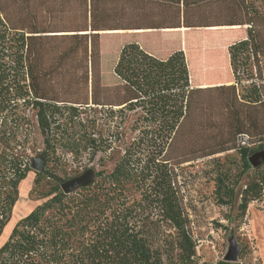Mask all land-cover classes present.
I'll list each match as a JSON object with an SVG mask.
<instances>
[{"label": "trees", "instance_id": "1", "mask_svg": "<svg viewBox=\"0 0 264 264\" xmlns=\"http://www.w3.org/2000/svg\"><path fill=\"white\" fill-rule=\"evenodd\" d=\"M70 1L0 0V237L20 196V185L31 171L29 141L36 135L43 139L45 154L44 170L37 172L36 182L49 183L43 202L16 222L0 247V264H208L190 231L182 192L184 170L200 157L234 148L239 172L218 157L212 159L214 193L222 205H232L239 193V209L245 213L252 201L264 198V163L253 167L249 162L264 144L239 143L237 135L247 132L239 125L208 132L209 117L205 124L189 120L191 99L200 90L234 89L244 106L264 104L253 70L264 62V0H246L247 35L228 46L233 84L194 88L183 49L166 54L164 44L147 48L131 40L119 51L117 47L115 56L112 53L111 69L134 94L119 102L109 98L111 104L100 107L89 102V61L96 94L104 88L96 86L95 56L110 55L112 43L106 41L118 40V34L125 32L89 27L90 13L98 10L90 7L89 0H80V25L65 24ZM187 30L183 25L159 31ZM148 32L164 39L156 31ZM208 56L201 58L208 72L205 80H220L214 70L218 63ZM74 82L80 85L74 88ZM222 105L226 109L222 114L229 116L230 98L224 96ZM31 112L36 121L33 130ZM260 126L264 133V125ZM19 134L21 141L16 142ZM68 153L74 159L85 153L90 161L98 157L102 166L115 162L110 170L91 167L94 182L65 194L59 171L66 164L61 157ZM245 174L248 180L238 192Z\"/></svg>", "mask_w": 264, "mask_h": 264}, {"label": "rangeland", "instance_id": "2", "mask_svg": "<svg viewBox=\"0 0 264 264\" xmlns=\"http://www.w3.org/2000/svg\"><path fill=\"white\" fill-rule=\"evenodd\" d=\"M89 5L90 7L91 5L98 7L95 14L90 13L89 15V27L92 25L93 28L99 31L118 29V31L125 32L124 34H118V40L106 41L107 44L112 43L109 46L112 50L110 55L108 53L104 59L95 56L97 59V65L95 63L97 68L95 69L96 86L100 89L101 84L102 89L104 88V91L100 90L95 92L96 94L92 93L90 83L91 64L89 61V102L91 105L100 107L105 104L107 106L111 104L108 101L109 98H115L119 102L134 94L132 89L124 88L120 82L121 80L115 78L111 69L117 47L119 51L125 42L131 40H139L147 48L148 46L157 48L164 44L166 54L175 49H183L191 66L194 88L231 85L234 83L229 63L228 46L247 35L249 24L247 23L246 0H196L194 2L176 0H89ZM81 6L80 0H71L70 7L72 9L67 13L68 17L63 19V22L72 26L80 25L83 18L78 14V10ZM183 25L188 28L185 32L159 31L161 29H175L183 27ZM234 26L239 28L234 29ZM210 27H218V30H209ZM135 29H142L145 32L132 33L131 31ZM150 30L163 35L164 39L152 38L150 35L154 33H149ZM108 36L115 35L110 34ZM101 42H104V39ZM112 53L114 54L113 57ZM205 53L210 56H208L209 60L213 59L218 63L214 70H216L217 75H221L220 80H205L208 72H206L205 64L201 61L202 55H205ZM81 70V66H78L76 73L80 74ZM253 70L256 74L254 79L264 97V62L261 65L255 64ZM208 75H210V72ZM57 78L61 79L63 77ZM65 78L73 79L75 77ZM246 79V77H243L244 82H247ZM79 85L80 83L74 82L73 87L76 88ZM237 94L238 91L234 89L227 90V92H221L215 88L200 90L192 95V114L189 120H197L198 122L201 121V124H205L209 117L212 124H209L207 131L213 133L222 129H234L239 125L247 131L245 134L237 135L236 139L239 143H246L251 147L263 145L264 133L261 132L260 125H264V104L244 106L237 98ZM224 96L229 97L231 100L232 108L229 116L222 114L223 111H226L222 105ZM30 115L32 120L29 129L33 130L36 121L32 112ZM103 115L106 116L105 113ZM117 122L118 115L114 117L111 124L114 125ZM232 136H225V138L230 139ZM20 137L21 134L15 141H21ZM218 138L221 141L220 135H218ZM29 145L31 146L29 151L31 164V158L39 155L44 150L43 139L41 136L36 135L33 140L29 141ZM17 149L22 150V146H17ZM214 157H218L226 166L231 164L233 169L239 172V155L234 148L214 153L208 157H200L192 166L184 170L183 181L185 184L182 192L185 207L190 214V231L198 241L197 251L208 264H218L220 261H225L224 259L230 248V241L235 239L241 250L237 261L229 263L264 264V198L252 201L245 213L239 209V193L238 198L232 205L219 203L214 193V167L216 166L212 162ZM61 158L66 163L59 171L62 181L79 175L91 167H95L96 170L102 168L110 170L115 162L112 160L102 166L98 163V157L94 161H90L87 153L78 159H74L71 153L63 155ZM261 170L264 171V166L261 167ZM253 173L254 170H251L249 176ZM36 178L37 172L31 169L22 181L20 196L14 205L11 219L0 237V247L8 239L16 222L43 202L42 195L48 191L49 183L46 180L37 183ZM242 179L238 192L241 191L244 183L248 180L246 174Z\"/></svg>", "mask_w": 264, "mask_h": 264}, {"label": "water", "instance_id": "3", "mask_svg": "<svg viewBox=\"0 0 264 264\" xmlns=\"http://www.w3.org/2000/svg\"><path fill=\"white\" fill-rule=\"evenodd\" d=\"M249 162L253 167H258L264 163V149L254 152L250 158ZM45 166V154L44 152L39 155L32 157L31 169L36 172H42ZM95 180V171L92 168H88L83 173L66 179L61 184V189L65 194H70L76 190L92 184ZM240 246L237 244L235 239H231L230 248L225 257L227 262H236L240 253Z\"/></svg>", "mask_w": 264, "mask_h": 264}]
</instances>
